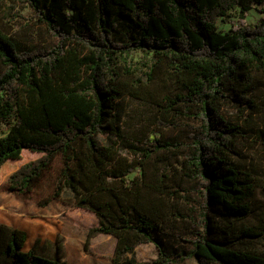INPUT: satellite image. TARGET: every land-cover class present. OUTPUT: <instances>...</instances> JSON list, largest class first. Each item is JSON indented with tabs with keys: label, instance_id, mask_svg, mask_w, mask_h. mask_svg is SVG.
Returning <instances> with one entry per match:
<instances>
[{
	"label": "trees",
	"instance_id": "16d2710c",
	"mask_svg": "<svg viewBox=\"0 0 264 264\" xmlns=\"http://www.w3.org/2000/svg\"><path fill=\"white\" fill-rule=\"evenodd\" d=\"M23 1L52 40L25 47L0 29V127H8L0 175L25 150L41 154L10 172L7 191L29 199L58 163L51 194L38 205L64 199L95 213L99 224L88 241L115 237L112 264H137L128 255L146 243L157 248L155 264H264V252L252 248L264 240V226L247 224L264 172L256 177L238 162L250 130L222 112L229 103L264 114V0ZM253 5L263 15L248 24ZM236 9L238 25L221 32L219 18ZM132 51L148 58L147 72L128 65ZM158 84L167 88L166 103L158 101L164 108L156 127L130 145L139 158L101 144V135L123 136L120 99L139 97L137 87L157 100ZM171 129L176 136H166ZM162 152L168 161L161 171L152 158L162 162ZM172 159L181 183L170 185ZM170 198L182 199L187 211L171 210ZM27 241L26 231L0 223V264H69Z\"/></svg>",
	"mask_w": 264,
	"mask_h": 264
},
{
	"label": "rangeland",
	"instance_id": "374dc122",
	"mask_svg": "<svg viewBox=\"0 0 264 264\" xmlns=\"http://www.w3.org/2000/svg\"><path fill=\"white\" fill-rule=\"evenodd\" d=\"M260 8V5H253L246 17L248 24H255L263 15ZM239 16L240 11L236 9L226 19L219 18L217 22L219 30L227 32L232 26H237ZM37 19L32 8L23 0L0 1V29L25 47L48 45L52 40L47 27L39 23ZM146 61L148 58H145L142 51H132L127 56V63L135 70V73H140V70H143V73L148 71ZM133 90L140 92L141 95L136 97L126 93L120 99L123 106L122 122L120 123L123 136L119 138L113 135L99 136L101 144L115 145L120 153L129 160L139 158L132 152L130 145H140L139 137L156 127L155 118L162 116L161 110L164 108L158 104V101L166 103L165 97L168 95L167 88H160L159 84L152 89L160 94L157 97L159 100H154L150 96L152 94L146 93L143 88L134 87ZM222 112L226 117L243 124L250 130L249 134L239 141L242 156L238 162L250 169H255V176L259 177V173L264 172V140L258 138V130L264 128V114L257 115L247 110L242 111L229 103L222 105ZM248 116L251 119L245 122L244 119ZM7 132L8 127L2 125L0 137L6 135ZM177 133L178 130L171 129L166 131V136H176ZM40 155V153L25 150L21 159L8 161L9 171L0 175V223L26 231L29 235L27 245L33 246L41 254L52 255L55 250V241H58L59 245L65 243L66 250L62 256L70 264H112L116 246L115 237L99 234L88 241L90 230L99 224L95 213L75 207L64 199H54L46 206L38 205L39 200H43L51 194V182L57 176L58 163L52 169L48 180L39 185L29 199L22 200L14 193L7 191L6 179L10 172ZM167 155V152L161 153L159 158L163 159L162 162L158 161V157H153L152 168L158 165L162 171L165 168L164 162L168 161ZM171 164L173 167L167 173V183L170 185L181 183L179 175H175L178 162L172 159ZM136 174H132L131 178ZM158 175L161 176L160 172ZM68 195L69 193H66L64 198H67ZM256 195L255 213L247 221V224L262 227L264 226V188H259ZM168 203L171 210L187 211V205L180 198H170ZM175 224L179 230H187V224L183 218H179ZM174 245L177 244L174 243ZM252 248L264 252V240L254 242ZM128 256L133 257L137 264H155L158 252L153 243H146L138 246L135 253ZM178 264L198 263L194 259H187Z\"/></svg>",
	"mask_w": 264,
	"mask_h": 264
},
{
	"label": "crops",
	"instance_id": "0c3cea01",
	"mask_svg": "<svg viewBox=\"0 0 264 264\" xmlns=\"http://www.w3.org/2000/svg\"><path fill=\"white\" fill-rule=\"evenodd\" d=\"M28 239H29V235H28ZM28 243V241H27ZM26 247L29 248V247H32L34 248L33 246H28L26 244ZM35 249V248H34ZM36 250V249H35ZM64 250H66V246H65V243L63 242L62 245H59L58 244V241H55V250L53 251V254L48 256V255H44V256H47V257H50V258H60L62 261H66V258L62 256V253H64ZM37 251V250H36ZM38 252V251H37ZM39 253V252H38ZM41 254V253H40ZM67 262V261H66ZM68 263V262H67ZM70 264V263H69Z\"/></svg>",
	"mask_w": 264,
	"mask_h": 264
}]
</instances>
